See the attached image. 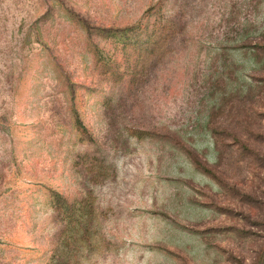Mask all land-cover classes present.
<instances>
[{"label": "rangeland", "instance_id": "rangeland-1", "mask_svg": "<svg viewBox=\"0 0 264 264\" xmlns=\"http://www.w3.org/2000/svg\"><path fill=\"white\" fill-rule=\"evenodd\" d=\"M0 264H264V0H0Z\"/></svg>", "mask_w": 264, "mask_h": 264}, {"label": "trees", "instance_id": "trees-1", "mask_svg": "<svg viewBox=\"0 0 264 264\" xmlns=\"http://www.w3.org/2000/svg\"><path fill=\"white\" fill-rule=\"evenodd\" d=\"M196 165L198 166V168H199L200 170H202V169H201V165H200L199 162H196ZM202 171H204V170H202ZM204 172L206 173V171H204Z\"/></svg>", "mask_w": 264, "mask_h": 264}]
</instances>
